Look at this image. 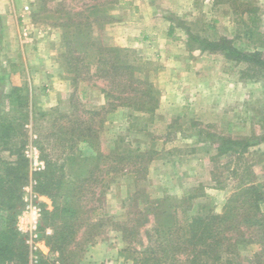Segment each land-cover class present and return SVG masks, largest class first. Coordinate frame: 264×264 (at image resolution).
Listing matches in <instances>:
<instances>
[{"label": "rangeland", "instance_id": "rangeland-1", "mask_svg": "<svg viewBox=\"0 0 264 264\" xmlns=\"http://www.w3.org/2000/svg\"><path fill=\"white\" fill-rule=\"evenodd\" d=\"M98 1L0 0V111L17 117L23 109L18 102L26 97L38 132L47 130L53 110L70 112L76 104L99 110L105 105L102 80L90 77L72 86L67 78L61 60L63 41L75 25L65 28L64 23L86 20L88 35L129 50L130 58L142 66L158 91V106L152 114L117 107L103 115L99 136L107 150L151 152L144 159V172L138 165L115 172L104 169L105 225L78 264H132L146 244L141 237H122V227L129 224L126 220L138 216L130 215L135 194L138 203L144 195L175 197L181 201L180 215L186 204L190 205L186 214L202 208L222 213L242 181L264 183V140L260 139L264 136V73L250 77L252 71L242 73L245 63L227 59L221 52L200 51L190 39V35L208 40L227 37L234 46L264 56V0ZM250 7L255 11L248 13ZM117 9H125L127 15H113ZM121 19L128 22V46L115 42ZM152 22H156L153 35L147 31ZM86 53L94 52L90 47ZM13 87L26 92H13ZM81 90L86 92L83 97ZM41 112L47 116L40 118ZM31 137L24 147L29 179L22 187L14 225L30 249L47 254L38 231L40 216L34 223L29 210V206L40 208L41 202L50 204L33 190V173L43 162L32 140L36 136ZM222 137L244 139L251 145L243 153H222L217 149ZM0 156L11 159L6 151ZM188 194L193 197L186 199ZM97 244L101 249L90 255V247ZM257 250L252 243L241 254L250 259ZM49 255V259L57 257V253ZM33 258L37 259L36 253Z\"/></svg>", "mask_w": 264, "mask_h": 264}, {"label": "trees", "instance_id": "trees-1", "mask_svg": "<svg viewBox=\"0 0 264 264\" xmlns=\"http://www.w3.org/2000/svg\"><path fill=\"white\" fill-rule=\"evenodd\" d=\"M247 11L255 10L250 7ZM85 21L63 24L65 28L75 27L63 41L61 60L72 86L90 77L104 82L105 105L99 110L79 108L77 104L70 112L53 110L47 130L38 132L26 97L18 102L23 109L17 117L0 111V152H8L11 158L0 156V264H78L79 257L105 225L101 208L104 169L115 172L138 165L143 172L146 170L143 162L151 151L107 150L99 134L103 115L117 107L131 106L135 111L152 114L159 103L158 91L142 66L130 58L127 48L91 37L90 22ZM190 39L198 43L200 51L221 52L227 59L245 63L242 73L252 71L250 77L264 73L260 51L240 49L227 37L208 40L190 35ZM90 47L94 52L91 55L86 53ZM12 91L21 94L26 89L13 87ZM81 93L83 97L86 92ZM38 115L47 116L44 112ZM31 135L36 136L32 140L43 162V168L33 173V190L50 200L49 205L40 203L38 223L47 254L30 249L14 225L22 205V187L29 179L24 147ZM260 139L264 140V136ZM250 145L244 139L222 137L217 149L222 153H243ZM137 196H133L130 215L138 216L128 218L129 224L122 227L125 240L133 236L146 241L132 264H264V183L242 181L227 198L222 213L202 208L186 214L190 208L186 204L184 215H180L181 201L175 197L141 195L143 199L138 203ZM192 197L188 194L186 199ZM252 243L258 250L245 259L241 249ZM35 253L37 259L33 258ZM51 253H57V257L49 259Z\"/></svg>", "mask_w": 264, "mask_h": 264}, {"label": "crops", "instance_id": "crops-1", "mask_svg": "<svg viewBox=\"0 0 264 264\" xmlns=\"http://www.w3.org/2000/svg\"><path fill=\"white\" fill-rule=\"evenodd\" d=\"M125 2V1H124ZM136 4H133V7L136 9L137 7L135 6ZM127 12H129V10H127ZM113 15H117L118 16V18L120 17V16H126L127 15V13H126V11H125V9H122V10H119V9H117V10H113L112 12H111ZM126 13V14H125ZM154 23H156V22H152V24H150L148 27H147V31H152V35L154 34L153 33V31L155 30V28H156V26H155V24ZM120 26L118 27V29H117V31H116V33H117V35H116V37H115V42L118 44V45H122V46H128V45H130L131 44V41L130 40H128V39H130L129 37H128V33L127 32H125V29H126V27H127V25H128V22L126 21V20H124V19H121V21H120ZM148 36L149 37H151V35L150 34H148ZM143 39H147V35L146 36H144V37H142ZM141 38V39H142ZM101 249V246L99 245V244H97V245H95L94 247L92 246V247H90V255L92 254V253H96L97 251H99ZM89 260H91V258L89 257Z\"/></svg>", "mask_w": 264, "mask_h": 264}, {"label": "built area", "instance_id": "built-area-1", "mask_svg": "<svg viewBox=\"0 0 264 264\" xmlns=\"http://www.w3.org/2000/svg\"><path fill=\"white\" fill-rule=\"evenodd\" d=\"M24 9H28V5L24 6ZM43 168V164L40 166L39 169ZM29 210H31L32 213H34V223L37 222L38 217L40 216L41 209L36 206H29Z\"/></svg>", "mask_w": 264, "mask_h": 264}]
</instances>
